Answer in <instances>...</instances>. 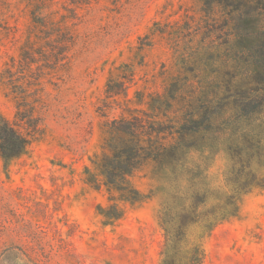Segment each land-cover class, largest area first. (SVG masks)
Listing matches in <instances>:
<instances>
[{"label":"rangeland","instance_id":"1","mask_svg":"<svg viewBox=\"0 0 264 264\" xmlns=\"http://www.w3.org/2000/svg\"><path fill=\"white\" fill-rule=\"evenodd\" d=\"M256 25L205 15L198 0H0V114L13 121L30 106L42 119L20 157L0 158V264H156L163 239L147 205L86 184L84 169L112 119L172 122L191 110L209 123L259 95L264 67L243 56ZM109 80L126 95L107 98ZM113 204L122 215L110 221ZM236 206L205 237V264H264V213Z\"/></svg>","mask_w":264,"mask_h":264},{"label":"clouds","instance_id":"2","mask_svg":"<svg viewBox=\"0 0 264 264\" xmlns=\"http://www.w3.org/2000/svg\"><path fill=\"white\" fill-rule=\"evenodd\" d=\"M253 140L255 151L249 147ZM169 149H174L171 158L141 163L147 180L139 189L132 179L140 166L126 183L146 193L142 200L162 236L156 264H192L210 227L231 213L233 198L239 197L254 219L264 213V204L256 203L264 195V117L215 113L198 138L173 141ZM242 168L245 171L238 176ZM249 176L255 183L242 190L240 183Z\"/></svg>","mask_w":264,"mask_h":264},{"label":"trees","instance_id":"3","mask_svg":"<svg viewBox=\"0 0 264 264\" xmlns=\"http://www.w3.org/2000/svg\"><path fill=\"white\" fill-rule=\"evenodd\" d=\"M201 4V11L205 14L218 15L220 12L227 16L239 17L241 19L254 20L256 29L252 36L257 42L247 47L244 52V59L255 66L264 67V0H198ZM260 93L254 98L244 99L237 105L236 112L242 115L256 113L264 107V88L258 90ZM127 87L125 82L109 80L105 93L107 98L125 94ZM24 104V103H23ZM19 104L18 106H20ZM25 105V104H24ZM195 113L189 110L172 122L156 121L147 113L130 114L128 117L112 119L105 123V139L100 156H95L91 161L92 169L85 167V183L99 189L101 186L117 199L129 203L142 201V195L129 188L127 181L133 169L142 168L152 160H165L174 155V149L168 146L173 141H185L187 136H193L208 127L201 118H194ZM42 119L34 115V107H27L15 113L11 121L0 114V158L6 164L20 157L29 147L36 135L41 133ZM245 169H240L238 176L242 175ZM255 183V178L249 176L242 180L240 187L247 190L248 186ZM113 197V196H112ZM200 198H198L199 200ZM111 200V199H110ZM237 197L229 203L232 210L217 223L212 225L207 233L208 236L219 224L234 217L237 213ZM122 210L118 205H110L103 211L107 220H118ZM187 219V218H185ZM163 244V243H162ZM192 264H205L203 249L193 253Z\"/></svg>","mask_w":264,"mask_h":264}]
</instances>
